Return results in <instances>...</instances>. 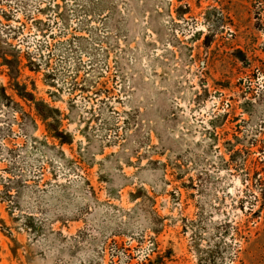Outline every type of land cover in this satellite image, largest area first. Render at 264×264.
I'll list each match as a JSON object with an SVG mask.
<instances>
[{
	"label": "rangeland",
	"instance_id": "obj_1",
	"mask_svg": "<svg viewBox=\"0 0 264 264\" xmlns=\"http://www.w3.org/2000/svg\"><path fill=\"white\" fill-rule=\"evenodd\" d=\"M0 264H264V0H0Z\"/></svg>",
	"mask_w": 264,
	"mask_h": 264
},
{
	"label": "trees",
	"instance_id": "obj_2",
	"mask_svg": "<svg viewBox=\"0 0 264 264\" xmlns=\"http://www.w3.org/2000/svg\"><path fill=\"white\" fill-rule=\"evenodd\" d=\"M4 61L10 65V69H13V64L12 62H10V60H8L7 58H3ZM16 74H14V76H11V85H13L14 90L18 93V95L22 98L25 99L27 101H33L34 97L31 93L27 92L26 90V86L21 84V82L18 80L19 79V72L18 70L15 72ZM45 105V104H44ZM44 114H40L41 117L43 118V120L47 121L48 116L45 112H43ZM47 126L49 127V129H51L50 124H47ZM53 132L55 130H52Z\"/></svg>",
	"mask_w": 264,
	"mask_h": 264
}]
</instances>
